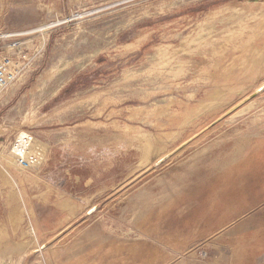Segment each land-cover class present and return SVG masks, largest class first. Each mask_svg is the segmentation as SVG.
Instances as JSON below:
<instances>
[{
  "label": "rangeland",
  "instance_id": "obj_1",
  "mask_svg": "<svg viewBox=\"0 0 264 264\" xmlns=\"http://www.w3.org/2000/svg\"><path fill=\"white\" fill-rule=\"evenodd\" d=\"M13 42L0 264H264V0H0Z\"/></svg>",
  "mask_w": 264,
  "mask_h": 264
},
{
  "label": "built area",
  "instance_id": "obj_2",
  "mask_svg": "<svg viewBox=\"0 0 264 264\" xmlns=\"http://www.w3.org/2000/svg\"><path fill=\"white\" fill-rule=\"evenodd\" d=\"M28 60L29 56L23 52L19 42H13L8 48L0 50V92L22 76L24 62ZM16 153L18 165L25 166L24 154L18 150Z\"/></svg>",
  "mask_w": 264,
  "mask_h": 264
},
{
  "label": "bare ground",
  "instance_id": "obj_3",
  "mask_svg": "<svg viewBox=\"0 0 264 264\" xmlns=\"http://www.w3.org/2000/svg\"><path fill=\"white\" fill-rule=\"evenodd\" d=\"M22 138H24V137H22ZM22 141V140H21ZM18 143H19V141H18ZM36 147H33V153H35V154H37V153H40L41 152V150H40V147H41V144H39V143H35L34 144ZM13 150H18V151H21L22 153H23V150H21L20 148H15V149H13ZM31 153V152H30ZM24 154V153H23ZM35 156V155H34ZM37 158V157H36ZM28 160H29V158H28Z\"/></svg>",
  "mask_w": 264,
  "mask_h": 264
}]
</instances>
